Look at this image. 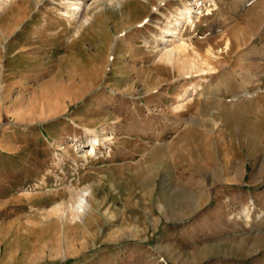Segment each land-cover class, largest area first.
<instances>
[{"label": "rangeland", "instance_id": "obj_1", "mask_svg": "<svg viewBox=\"0 0 264 264\" xmlns=\"http://www.w3.org/2000/svg\"><path fill=\"white\" fill-rule=\"evenodd\" d=\"M60 1L0 8V264H264V0Z\"/></svg>", "mask_w": 264, "mask_h": 264}, {"label": "bare ground", "instance_id": "obj_2", "mask_svg": "<svg viewBox=\"0 0 264 264\" xmlns=\"http://www.w3.org/2000/svg\"><path fill=\"white\" fill-rule=\"evenodd\" d=\"M97 1L98 0H73V1L72 0H61L59 4L61 5V7H63L65 9V12H63V14H62L61 10H57V15H65V17L70 18L71 22H74V23H76V25H78V31H79V29L84 28L85 24L89 22L88 18L91 15L89 13H90L91 10L93 11L94 8L95 9L97 8L96 5H95L97 3ZM202 1H204V0H202ZM7 2H9V0H0V8L3 5V3H7ZM193 10H194L193 8L188 6L181 17L185 18L188 15L189 16L188 19L189 20L190 19L193 20V15H202V13L200 11L194 13ZM177 23H179L178 25L180 26L182 21H177ZM192 23L194 24V22H192ZM177 30H178V26H175V25H174L173 28H168L167 27L166 32H164L167 35V37L166 36L162 37V40H165V41H163V45L167 44V42L168 43L172 42L170 37H173L174 35H179ZM188 47H189V45L187 43H185V42L180 47L171 48V49L169 48V45H164V47L160 51L159 55L162 57V59H164V61H167L169 63L178 64V62L181 61V60L179 61V55H180L179 53L182 50H184L185 48L188 49ZM185 51H186V49H185ZM161 57H160V59H161ZM207 59H209V58L207 57ZM203 62H204V60H203ZM205 64H207V63H205ZM198 67H200V66L197 65V67H196L195 64H192V66H190V67L188 65L184 64L183 66H181V68H182L181 70L185 74L189 73V74L192 75L193 70L194 69H198ZM212 67L213 66H211V69H212ZM201 68L202 67H200V69ZM214 69H216V68H214ZM198 71L201 72L202 70H198ZM209 71L212 72V70H209ZM214 71H216V70H214ZM206 73L204 72V74H206ZM197 74H199V73H197ZM191 75H189V76H191ZM195 76H196V74H195ZM188 95L189 94L187 92H185L184 94H182L180 96L178 102L183 103V104L178 105L176 107V109H175L176 111H180V110L185 109L186 105L190 101V100H188ZM92 143H93V146L91 144V146H92L91 151H92V153H95L97 148H98L99 137L96 136ZM89 195H90L89 191H86V192L81 194V196L79 198L80 199L79 200L80 208L79 209L76 208L77 210H74V209L70 210V209L64 207L63 204H60V206L55 207L52 210V212H58L59 214H62V215H60L62 220H71L73 222L78 220V219L82 220L89 213V211L91 210L90 202L88 200ZM250 213H251V209L246 208L245 209V216H248Z\"/></svg>", "mask_w": 264, "mask_h": 264}]
</instances>
